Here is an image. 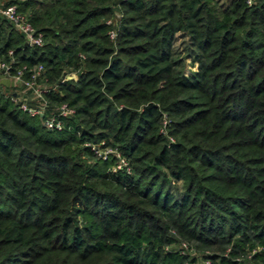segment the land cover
<instances>
[{
  "label": "trees",
  "instance_id": "16d2710c",
  "mask_svg": "<svg viewBox=\"0 0 264 264\" xmlns=\"http://www.w3.org/2000/svg\"><path fill=\"white\" fill-rule=\"evenodd\" d=\"M14 1L44 43L0 57L74 113L0 92V264H264V0Z\"/></svg>",
  "mask_w": 264,
  "mask_h": 264
},
{
  "label": "built area",
  "instance_id": "2783aa9c",
  "mask_svg": "<svg viewBox=\"0 0 264 264\" xmlns=\"http://www.w3.org/2000/svg\"><path fill=\"white\" fill-rule=\"evenodd\" d=\"M251 1V0H247ZM0 17L10 23L30 46H40L44 43V36L30 21L27 14L18 8L14 0H0ZM121 13H114L107 18L110 24L108 34L112 40L116 38L118 22ZM8 60L0 57V92L5 93L17 106L30 114H37L42 118L45 127L49 129H62L65 126V117H71L74 108L66 102L52 104L45 96L46 92L54 86L46 82L44 66L37 63L33 66L20 65L12 70L14 62L11 49L7 52ZM66 77H69L68 75ZM7 81V84L4 83ZM95 152L102 157L108 153L120 154L111 147L96 148ZM120 166H126V160L120 157ZM182 246H186L182 243Z\"/></svg>",
  "mask_w": 264,
  "mask_h": 264
},
{
  "label": "rangeland",
  "instance_id": "374dc122",
  "mask_svg": "<svg viewBox=\"0 0 264 264\" xmlns=\"http://www.w3.org/2000/svg\"><path fill=\"white\" fill-rule=\"evenodd\" d=\"M115 13H120V10H118V8H117V10H116ZM186 62H188V60H186ZM187 67H188V66H187Z\"/></svg>",
  "mask_w": 264,
  "mask_h": 264
},
{
  "label": "crops",
  "instance_id": "0c3cea01",
  "mask_svg": "<svg viewBox=\"0 0 264 264\" xmlns=\"http://www.w3.org/2000/svg\"><path fill=\"white\" fill-rule=\"evenodd\" d=\"M72 75H73V74H72ZM4 83H5V84H7V81H6V80H4Z\"/></svg>",
  "mask_w": 264,
  "mask_h": 264
}]
</instances>
